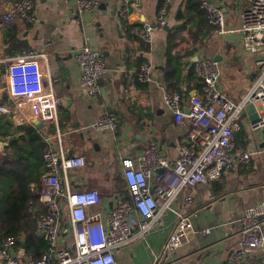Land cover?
Masks as SVG:
<instances>
[{
  "label": "crops",
  "instance_id": "crops-1",
  "mask_svg": "<svg viewBox=\"0 0 264 264\" xmlns=\"http://www.w3.org/2000/svg\"><path fill=\"white\" fill-rule=\"evenodd\" d=\"M34 1L37 14L35 23L17 22L5 28L2 18L16 0H0V113L12 115L15 112V101L7 91L9 78L6 60L30 52L45 55L40 60L44 84L59 100L69 101L59 106V112L60 108L68 112L69 121L64 131H60L58 124H46L41 129L37 125L38 130L43 129L44 134L49 133L54 138L59 130L67 154L86 158L85 167L71 171L70 179L77 188L99 191L103 205L109 209L115 194L125 197L129 194H126L127 187L124 192L119 187L120 178L125 179L121 167L123 159H133L136 167H139L140 158L150 147H155L163 158L170 161L179 157L187 124L178 123L165 106L167 89L164 68L168 33L178 25L176 16L185 9L186 0H172L168 9L169 32L156 24L160 0H141L139 7L131 6L127 18L119 15L120 0H106L99 9L82 14L78 13L74 0ZM220 2L230 32L219 35L214 27V32L195 50L192 59L184 60V78L188 75L187 69L194 63L193 58L203 54L219 65L220 90L233 98H239L259 78L261 68L257 60L262 53L249 49L245 44L246 36L237 31L241 16L248 7L247 0ZM124 21L130 25L139 23L153 28L149 52H142L140 43L127 36ZM10 32L29 50L8 55ZM86 45L101 51L106 61L102 90L97 99L89 97L82 87L80 71L74 58L76 51ZM142 55L152 68V80L149 83H142L136 78L137 70L133 62ZM192 84L184 81L182 89L187 91L186 88ZM193 92L191 89L188 96L184 95L186 101ZM3 103L5 106H1ZM108 114L118 117L119 125L115 132L91 127ZM246 116L243 115L244 118ZM49 126H55L57 132H49ZM242 131L247 133V148L240 149L235 140V164L222 179L216 184H198L181 191L172 208L163 214L158 227L144 238L115 250L118 264L226 262L240 242V220L245 211L264 202V156L259 153L262 133L251 132L242 125L236 134ZM0 142L4 145L3 150H0L2 153L8 143ZM247 150H252L254 155L249 165H242L239 158ZM174 178L173 170L158 169L149 178L152 193L168 188ZM178 213L188 217L195 230L183 247L166 252L167 240L178 223ZM206 230L210 232L206 233ZM16 254L18 264H29L30 257L23 249L16 250ZM250 259L253 262L257 257Z\"/></svg>",
  "mask_w": 264,
  "mask_h": 264
},
{
  "label": "built area",
  "instance_id": "built-area-1",
  "mask_svg": "<svg viewBox=\"0 0 264 264\" xmlns=\"http://www.w3.org/2000/svg\"><path fill=\"white\" fill-rule=\"evenodd\" d=\"M106 0H74L77 11L99 9ZM141 0H120L119 15L127 18L131 6L139 7ZM172 0H165L157 13V25L168 26V9ZM248 7L241 16L237 31L246 36V46L261 52L257 60L261 73L246 93L239 97L224 93L219 88L220 68L216 61L203 54L193 63L195 74L201 78V92H193L188 101L179 91L164 95L165 106L178 123L187 124L185 140L179 157L170 161L162 157L155 147H150L136 167L133 159L121 161L130 199L115 194L108 209L103 205L99 191L77 188L69 173L85 167L81 155L68 157L60 131L44 141L50 149L44 154L47 172L41 178L39 200L46 208L37 218V231L46 240L48 249L38 260L30 258L29 264H118L115 250L144 238L160 225L163 214L172 208L181 191L198 184L218 182L235 164V134L245 125L252 132L262 133L259 153L264 156V0H247ZM202 8L219 35L229 33L226 13L220 1L205 0ZM34 0H16L2 18L6 28L17 22L33 24L37 19ZM153 28L134 24L131 33L150 44ZM45 56L27 53L8 62L7 91L15 101L14 114H9L17 125L44 123L58 124L60 100L44 84L40 65ZM80 71V82L89 97L101 94V81L106 72L103 53L84 46L74 54ZM139 81L149 83L152 68L141 67ZM254 105L258 118L252 121L247 106ZM246 114V118L243 115ZM117 115L102 116L91 127L115 132ZM52 143V141H54ZM253 151H243L239 163L249 165ZM173 170L170 186L152 193L149 178L158 169ZM102 207V209H101ZM179 214L175 230L167 240L165 251L174 252L183 247L194 232L188 217ZM264 202L247 209L240 220V242L224 264H247L251 257L264 263ZM209 233L210 230H206ZM259 258V259H258ZM0 264H18L16 243L4 241L0 249Z\"/></svg>",
  "mask_w": 264,
  "mask_h": 264
},
{
  "label": "trees",
  "instance_id": "trees-1",
  "mask_svg": "<svg viewBox=\"0 0 264 264\" xmlns=\"http://www.w3.org/2000/svg\"><path fill=\"white\" fill-rule=\"evenodd\" d=\"M204 1L186 0L185 9L180 10L176 16L178 25L168 33L164 68L167 92L179 91L187 96L191 89L201 92L203 82L195 74L193 64L187 69L188 75L184 78L186 66L184 60L192 59L195 50L200 48L208 35L214 32V26L210 24L207 13L202 8ZM164 2L165 0L159 1L158 10ZM124 26L127 36L140 43L142 52H149L150 44L144 43L131 33L133 25L124 21ZM7 42L9 43L7 54L10 56L29 50V47L20 42L11 32L8 34ZM145 64H147V59L143 55L133 62L138 80L141 67ZM184 81L188 84L193 83L191 87L186 88L187 91L182 89ZM60 109L58 126L60 131H64L68 126L69 114L64 108ZM50 131L56 133L57 128L49 126ZM46 135L50 134H44L43 129L38 130L37 125H16L7 113H0V140L8 143L4 152L0 153V249L4 241L12 239L16 243V250L23 249L33 260L40 259L48 249L46 240L37 231V218L40 213L46 211L38 194L41 178L48 170L44 162V154L50 149V144L44 141ZM235 140L240 149L247 148L248 141L245 131L236 134ZM124 180L122 178L119 180V187L123 192L127 187ZM247 264L264 263L260 259Z\"/></svg>",
  "mask_w": 264,
  "mask_h": 264
},
{
  "label": "water",
  "instance_id": "water-1",
  "mask_svg": "<svg viewBox=\"0 0 264 264\" xmlns=\"http://www.w3.org/2000/svg\"><path fill=\"white\" fill-rule=\"evenodd\" d=\"M165 30L167 32H169L170 31V27L166 26ZM197 60H198V56L193 58L194 62H196ZM68 102H69L68 100L61 99L60 100V105H66V103L68 104ZM247 112L249 113L250 118H251L252 121H255L258 118L257 113L255 112L254 105H252V104L248 105L247 106ZM36 125H38L40 129L44 127V123H37ZM3 147H4V145L0 142V150H3ZM71 156H72V154L69 153L68 157H71ZM160 170H162V168Z\"/></svg>",
  "mask_w": 264,
  "mask_h": 264
},
{
  "label": "rangeland",
  "instance_id": "rangeland-1",
  "mask_svg": "<svg viewBox=\"0 0 264 264\" xmlns=\"http://www.w3.org/2000/svg\"><path fill=\"white\" fill-rule=\"evenodd\" d=\"M156 24H157V22H156ZM165 28V27H164ZM166 93H167V91H166ZM252 132V131H251ZM260 133V132H259ZM234 144H235V148H236V143L234 142Z\"/></svg>",
  "mask_w": 264,
  "mask_h": 264
}]
</instances>
